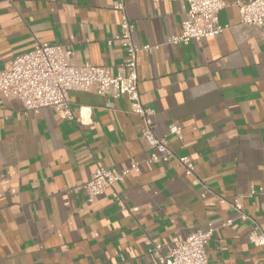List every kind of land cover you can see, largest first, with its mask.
Instances as JSON below:
<instances>
[{
  "label": "crops",
  "instance_id": "0c3cea01",
  "mask_svg": "<svg viewBox=\"0 0 264 264\" xmlns=\"http://www.w3.org/2000/svg\"><path fill=\"white\" fill-rule=\"evenodd\" d=\"M116 1L0 0V70L48 43L70 50L73 65L115 73L126 59L118 41L107 43L122 32ZM236 1L224 0L221 36L170 44L184 0H123L134 43L158 45L137 53L141 102L193 175L174 159L148 162L125 97L70 91L72 119L0 97V264H157L153 245L166 252L209 225L210 264H264V247L248 238L264 232V26H240ZM173 122L180 138L167 131ZM133 162L101 195L82 187L96 166ZM234 197L248 219L230 209Z\"/></svg>",
  "mask_w": 264,
  "mask_h": 264
},
{
  "label": "built area",
  "instance_id": "2783aa9c",
  "mask_svg": "<svg viewBox=\"0 0 264 264\" xmlns=\"http://www.w3.org/2000/svg\"><path fill=\"white\" fill-rule=\"evenodd\" d=\"M187 11L181 22L180 31L168 37L167 43L186 44L190 41H200L207 37H219L228 24L219 21V13L224 8V0H184ZM239 10V25L242 27L264 26V0L236 1ZM113 8L121 11L122 32L116 34L107 43L114 40L120 43L126 59L115 73L110 68L92 65L88 62L73 65L70 62L71 53L63 45L40 43L32 50L15 55L8 69L0 70V97L18 99L22 102L24 112H37L43 108L61 111L67 119H72L70 106V91L94 90L100 95L125 97L130 101V112L141 119V136L149 146L147 160L149 163H167L174 159L184 169L185 174L193 175L194 165L189 156L177 155L168 145L165 136L159 137L154 132L153 109L145 106L140 99L136 57L139 51H151L158 45H137L132 39L133 26L124 13L123 0L113 4ZM170 134L181 137V127L173 122L167 127ZM137 166L136 162L122 171L113 168L96 166L90 178L82 187L89 196L104 193L114 183L122 181L123 177ZM198 183L197 180L193 181ZM253 193V192H251ZM122 206V202H119ZM240 220L249 216L243 209L237 197L229 202ZM232 219L222 222V226L230 225ZM214 228L209 225L205 231L195 230L189 233L177 245L166 252H161V245L155 244L148 253L154 257L157 264H210L207 257V245ZM249 241L255 246L264 247V232L255 229L249 232Z\"/></svg>",
  "mask_w": 264,
  "mask_h": 264
}]
</instances>
